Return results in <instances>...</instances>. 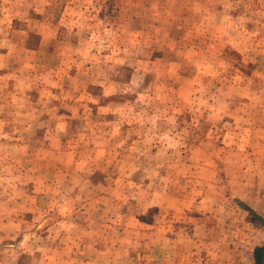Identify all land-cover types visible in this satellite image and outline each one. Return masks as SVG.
<instances>
[{
	"label": "rangeland",
	"instance_id": "374dc122",
	"mask_svg": "<svg viewBox=\"0 0 264 264\" xmlns=\"http://www.w3.org/2000/svg\"><path fill=\"white\" fill-rule=\"evenodd\" d=\"M0 31L48 53L0 68V256L253 263L264 0H0Z\"/></svg>",
	"mask_w": 264,
	"mask_h": 264
},
{
	"label": "crops",
	"instance_id": "0c3cea01",
	"mask_svg": "<svg viewBox=\"0 0 264 264\" xmlns=\"http://www.w3.org/2000/svg\"><path fill=\"white\" fill-rule=\"evenodd\" d=\"M8 35L9 34L3 33V32L0 31V68L1 67L6 68V66L8 64H10L11 62H13V61H15L14 62L15 65H17V61H19V60H20L19 65L20 64H23V65L24 64H28V65H30L31 61H32V57H35V54H37V55L48 54L47 51H46L45 44L42 45V42H45L43 40L44 38H41L39 40L38 45H37V47L35 49H32V47L30 48V47H26V46H23L22 47L23 49H22L21 46L20 47L18 46V43L14 44V45H12L10 43L9 48H6L5 46H2V45H6L5 41L7 40V36ZM10 35H9V37H10ZM19 54H21L20 58L18 57ZM27 56L31 60H29L28 58L26 59ZM22 67L23 66H20L19 68H16V69L23 70L24 68H22ZM9 75H11V73ZM22 75L24 76L23 72H22ZM11 77H13V78L16 77L17 78L16 75H14V76L11 75ZM9 79H11V78H9ZM5 257H8V260H10L13 264H20L23 259H24V261L26 260V258L29 259L28 256H26V257H22V256H0V261H3L5 259ZM41 259L42 260H46V259L48 260V259H52V258H50L49 256H42ZM53 259H56V260H61V259L67 260V257L57 256V257H53ZM61 261L64 262L63 260H61ZM72 264H74V263H72Z\"/></svg>",
	"mask_w": 264,
	"mask_h": 264
},
{
	"label": "trees",
	"instance_id": "16d2710c",
	"mask_svg": "<svg viewBox=\"0 0 264 264\" xmlns=\"http://www.w3.org/2000/svg\"><path fill=\"white\" fill-rule=\"evenodd\" d=\"M105 9H106L105 10V12H106L107 8H105ZM106 14H107V12H106ZM248 212L254 219H256L260 223L262 229L264 230L263 218L257 216L256 214H254V212H252L250 210ZM252 262H253L252 264H264V243L259 245V246H255L252 249Z\"/></svg>",
	"mask_w": 264,
	"mask_h": 264
}]
</instances>
